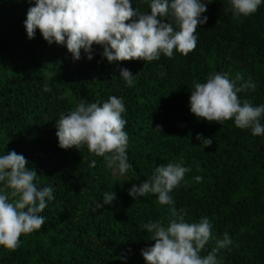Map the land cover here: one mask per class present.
Masks as SVG:
<instances>
[{
    "label": "trees",
    "instance_id": "trees-1",
    "mask_svg": "<svg viewBox=\"0 0 264 264\" xmlns=\"http://www.w3.org/2000/svg\"><path fill=\"white\" fill-rule=\"evenodd\" d=\"M34 4L0 0V155L22 154L38 173L37 186L51 187L54 198L40 213L45 223L39 230L21 235L14 251L0 246V264H147L142 250L154 241L143 225L166 227L174 219L171 207L186 223L207 217L212 224L202 257L227 232L232 243L216 253L218 264H264V134L253 136L232 119H198L189 104L194 84L214 73L227 74L237 86L255 84L238 95L253 106L264 104V0L247 17L226 11L230 0L208 3L201 14L208 19L188 55L111 63L100 45L92 46V59L83 49L74 59L66 45L49 43L39 29L28 38L24 21ZM131 4L150 13V0ZM122 68L133 74L132 86L120 76ZM238 74L243 80L236 81ZM46 85L51 91L43 90ZM110 96L125 106L131 165L125 174L114 173L86 145L62 149L56 136L61 114L81 101L102 106ZM197 133L212 144L205 146ZM168 163L190 169L169 193L173 205L160 204L156 194L129 195ZM105 192L116 199L95 209Z\"/></svg>",
    "mask_w": 264,
    "mask_h": 264
},
{
    "label": "clouds",
    "instance_id": "clouds-1",
    "mask_svg": "<svg viewBox=\"0 0 264 264\" xmlns=\"http://www.w3.org/2000/svg\"><path fill=\"white\" fill-rule=\"evenodd\" d=\"M213 0H150V13L134 9L131 0H35L24 21L28 38H34L39 29L43 38L58 45H66L74 59H79L81 49L92 59V46L103 48L101 55L108 62L159 59L161 54L171 58L174 52L188 55L196 48L198 27L208 17L207 4ZM262 0H230L233 17H247L255 13ZM171 17V22L168 21ZM175 24V28L173 27ZM120 76L128 86L133 84V74L121 69ZM236 81L243 80L241 75ZM255 88V84L241 83L229 79L227 74H211L206 82L195 83L189 97L190 111L198 119L222 123L234 120L236 127L250 129L253 136L264 134L260 118L264 115V104L253 106L247 99L241 101L238 93ZM45 92L51 91L46 85ZM59 99H64L61 95ZM125 106L116 96H110L102 106L81 101L74 109L56 122L59 147L77 149L86 145L90 153L103 157L107 167L114 173L125 174L128 163L126 148L128 136L122 118ZM203 140L205 146L212 138ZM95 160L90 167L94 166ZM28 161L15 151L0 155V246L14 251L20 244L21 235L39 230L45 223L40 213L52 200V188L38 187V173L26 167ZM190 169L182 163H168L156 167L150 180L133 185L129 195L156 194L162 205H173L169 193L180 185ZM196 182L202 177L196 176ZM116 199L113 192H105L102 202L95 209L110 205ZM174 219L165 227L159 221L143 225L154 244L142 250L147 264H218L216 253L231 243L228 233L215 241V247L206 256L201 251L212 239V224L207 217L199 223H186L174 207L169 208ZM124 257H121L123 259Z\"/></svg>",
    "mask_w": 264,
    "mask_h": 264
}]
</instances>
